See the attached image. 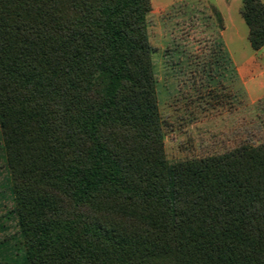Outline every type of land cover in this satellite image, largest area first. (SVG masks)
<instances>
[{"label": "trees", "instance_id": "16d2710c", "mask_svg": "<svg viewBox=\"0 0 264 264\" xmlns=\"http://www.w3.org/2000/svg\"><path fill=\"white\" fill-rule=\"evenodd\" d=\"M254 50L264 0H242ZM151 0H0V264H264V140L169 161ZM3 245V244H0Z\"/></svg>", "mask_w": 264, "mask_h": 264}, {"label": "rangeland", "instance_id": "374dc122", "mask_svg": "<svg viewBox=\"0 0 264 264\" xmlns=\"http://www.w3.org/2000/svg\"><path fill=\"white\" fill-rule=\"evenodd\" d=\"M242 0H151L146 16L169 161L264 140V46L252 49ZM0 159V246L22 253Z\"/></svg>", "mask_w": 264, "mask_h": 264}]
</instances>
